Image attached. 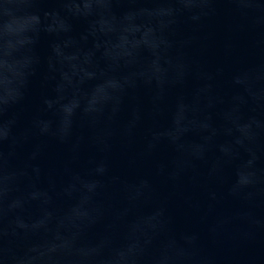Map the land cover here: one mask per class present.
I'll return each instance as SVG.
<instances>
[{"label":"water","instance_id":"water-1","mask_svg":"<svg viewBox=\"0 0 264 264\" xmlns=\"http://www.w3.org/2000/svg\"><path fill=\"white\" fill-rule=\"evenodd\" d=\"M107 2L74 0L71 11L91 19L71 28L49 16L64 83L94 79L100 56L116 66L143 54L132 79L146 86L121 106L109 97L121 82L99 84L90 111L106 98L113 104L78 129L87 139L78 153L36 137L40 155L25 168L31 145L18 148L14 169L5 163L0 175V246L21 264H264V0H186L194 19L181 18L166 42L132 17L118 27L102 10ZM51 6L17 0L0 35L17 47L32 13ZM141 7L161 27L173 18L174 6ZM48 50L44 35L37 53ZM42 70L21 107L25 119L50 90Z\"/></svg>","mask_w":264,"mask_h":264},{"label":"clouds","instance_id":"clouds-1","mask_svg":"<svg viewBox=\"0 0 264 264\" xmlns=\"http://www.w3.org/2000/svg\"><path fill=\"white\" fill-rule=\"evenodd\" d=\"M17 0H3L0 12L4 13L6 19L8 6ZM31 3L42 5L45 3L53 6L38 8L32 13L34 25L27 29L26 34L20 39L18 46L12 48L3 35H0V60H2V71H0V128H6L7 133L0 136V175L5 172V163L9 170L14 169L12 161L17 157L18 148L31 145L25 156V168L32 166L31 162L40 155L39 145L34 143L36 137H53L61 143L70 146L71 153H78L87 143L83 134L78 129L84 125L98 121L101 116L111 110L113 100L104 99L95 112L90 111L88 101L92 97L94 89L105 80L121 82L118 89L109 93V97H115V101L121 106L126 96L146 83L140 78L132 79L134 73L141 70L144 64L143 54H138L136 64L121 62L113 66L103 56H100L96 64V77L92 80H77L74 84H65L61 75L59 62L52 55L53 45L57 44L59 37L54 33H48L46 25L50 15L59 14L64 17L70 28L75 21L87 23L91 18L75 15L71 9L75 6L74 0H30ZM186 0H108L102 6V10L111 15L119 27L120 23L127 17L135 19L136 23L148 25L156 37L162 42L169 40L175 25L181 18L194 19L184 5ZM167 4L173 7V18L167 27H161L155 18L144 15V5ZM47 35L49 39V50L46 56L41 58L37 53V46L42 36ZM167 49L160 50V56L166 57ZM43 83L50 90L40 98L39 109L30 118L25 119L21 111L29 87L38 70ZM59 66V67H58ZM78 98V99H77ZM72 103V108L66 107ZM66 118H70V124L65 127ZM44 125L41 127V125ZM95 165V159L89 161ZM38 168L37 166H34ZM94 170V169H93ZM106 171V166L101 169ZM26 175V173H24ZM31 187V185H28ZM3 207L0 203V219H2ZM12 260L13 264H21L20 260L11 254L10 249L0 246V261L7 264Z\"/></svg>","mask_w":264,"mask_h":264}]
</instances>
